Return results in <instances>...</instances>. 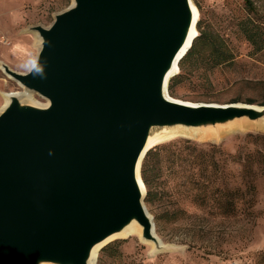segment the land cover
I'll use <instances>...</instances> for the list:
<instances>
[{"label": "water", "instance_id": "1", "mask_svg": "<svg viewBox=\"0 0 264 264\" xmlns=\"http://www.w3.org/2000/svg\"><path fill=\"white\" fill-rule=\"evenodd\" d=\"M197 20L192 0H70L24 29L29 68L0 60L23 89L0 106V264H95L131 225L153 253L168 249L144 203L150 139L264 126V105L168 94Z\"/></svg>", "mask_w": 264, "mask_h": 264}, {"label": "rangeland", "instance_id": "2", "mask_svg": "<svg viewBox=\"0 0 264 264\" xmlns=\"http://www.w3.org/2000/svg\"><path fill=\"white\" fill-rule=\"evenodd\" d=\"M192 1L198 10L197 36L203 34L201 49L172 76L176 83L168 94L196 103H264V0ZM69 3L0 0V60L26 71L37 46L35 34L24 29L48 25ZM213 41L229 52L227 61L216 63L208 46ZM9 91L23 89L0 68V106ZM179 152L200 168L219 173L220 180L212 184L216 193L245 190L235 216L213 218L204 206L195 205V191L184 184L185 173L180 171L189 163L172 162ZM149 157L150 188L156 197L144 203L168 249L153 253L151 244L133 234L101 247L95 264H264V128L250 123L206 135H174L154 145ZM221 207L228 205L223 202ZM166 209L173 213L165 214Z\"/></svg>", "mask_w": 264, "mask_h": 264}, {"label": "trees", "instance_id": "3", "mask_svg": "<svg viewBox=\"0 0 264 264\" xmlns=\"http://www.w3.org/2000/svg\"><path fill=\"white\" fill-rule=\"evenodd\" d=\"M247 3L248 0H245ZM196 27L198 28V23L196 24ZM202 33L198 36H196L193 39V42L191 44V47L188 49L186 54L180 59L178 66L180 69H184L186 62L195 54L199 52L200 45L202 43ZM249 41H251L250 37H247ZM209 52L211 55L217 59L216 63H222L229 59V52L222 46H220L219 43H216L215 41L209 42ZM171 84L168 85V90L170 87L173 86L175 82V79L172 77L170 79ZM237 102V101H232ZM248 103H253L252 101H248ZM259 105H264V103H260ZM150 150L147 151L145 154L142 163H141V178L143 180L144 185L147 187V192L145 196V201L152 202L154 200V196L156 197V193H154L150 188ZM189 163L188 169L180 170L181 172L185 173V182L184 184H187L191 186L190 188L195 191L192 195L193 202L195 205L201 207L206 210L205 212L210 215L211 217L215 218L217 216L221 218H226L227 216H235L237 211H235V205L240 202L244 195H246L245 190H241L239 188H235L230 193H216L217 189L213 188V183L220 180V176H218L219 173H217L215 170H207L205 168H200L199 163L196 160H188L186 157H183L181 153H176L175 156H173L172 162H179L180 164L183 162ZM214 164V163H213ZM199 166V167H198ZM171 198V193L167 194ZM228 195V197H227ZM163 193H160L159 198H163ZM223 202H226L228 205L227 208H222L221 204ZM173 213L172 210L166 209L165 214Z\"/></svg>", "mask_w": 264, "mask_h": 264}, {"label": "bare ground", "instance_id": "4", "mask_svg": "<svg viewBox=\"0 0 264 264\" xmlns=\"http://www.w3.org/2000/svg\"><path fill=\"white\" fill-rule=\"evenodd\" d=\"M9 92H6V93H9ZM6 93L3 96V98H4L3 104L7 101ZM24 95L29 97V98H31V95L29 93H25L24 92ZM235 126H240V125H235ZM260 126L262 128H264V126H262V125H260ZM169 137H172V134L160 133V134H158V135H156V136H154V137H152L150 139V142H149L148 146L156 145V144L160 143L161 141L163 142V140H165V139H167ZM139 233H140V228L137 225H131L130 227L126 228L122 233L112 236L109 240L111 241V240L119 238V237L129 236V235H133V234L139 235ZM109 240H107V241H109ZM99 247L100 246H98L95 249V252L98 251Z\"/></svg>", "mask_w": 264, "mask_h": 264}]
</instances>
